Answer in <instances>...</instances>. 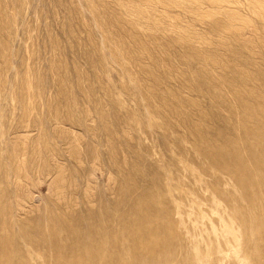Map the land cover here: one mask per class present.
I'll return each mask as SVG.
<instances>
[{"label": "rangeland", "instance_id": "rangeland-1", "mask_svg": "<svg viewBox=\"0 0 264 264\" xmlns=\"http://www.w3.org/2000/svg\"><path fill=\"white\" fill-rule=\"evenodd\" d=\"M0 264H264V0H0Z\"/></svg>", "mask_w": 264, "mask_h": 264}]
</instances>
